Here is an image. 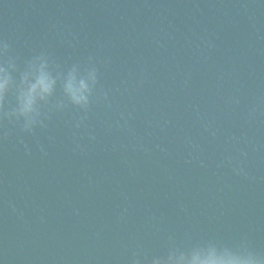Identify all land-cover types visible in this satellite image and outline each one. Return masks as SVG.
I'll return each instance as SVG.
<instances>
[{"label":"water","instance_id":"1","mask_svg":"<svg viewBox=\"0 0 264 264\" xmlns=\"http://www.w3.org/2000/svg\"><path fill=\"white\" fill-rule=\"evenodd\" d=\"M0 42L14 76H97L30 131L0 105V264H264V30L209 0H0Z\"/></svg>","mask_w":264,"mask_h":264},{"label":"clouds","instance_id":"2","mask_svg":"<svg viewBox=\"0 0 264 264\" xmlns=\"http://www.w3.org/2000/svg\"><path fill=\"white\" fill-rule=\"evenodd\" d=\"M8 45L0 42V52H5ZM18 71L11 63H0V105L10 91L14 93L15 104L12 110L17 120L22 119L23 130L30 131L37 122L41 107L47 105L56 92L59 83L64 100L71 105L86 107L96 82L95 70L81 74L73 66L62 76H54L44 57L29 61L18 76ZM62 100L57 107H64ZM152 264H258L250 258H243L231 253L219 254L215 249L198 250L193 253H168L164 257L154 258Z\"/></svg>","mask_w":264,"mask_h":264}]
</instances>
